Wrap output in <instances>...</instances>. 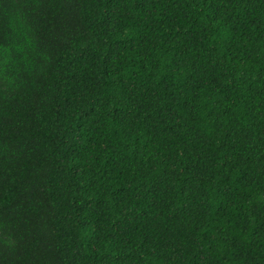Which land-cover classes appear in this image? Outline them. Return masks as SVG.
Returning a JSON list of instances; mask_svg holds the SVG:
<instances>
[{"label": "trees", "instance_id": "trees-1", "mask_svg": "<svg viewBox=\"0 0 264 264\" xmlns=\"http://www.w3.org/2000/svg\"><path fill=\"white\" fill-rule=\"evenodd\" d=\"M0 264H264V0H0Z\"/></svg>", "mask_w": 264, "mask_h": 264}]
</instances>
